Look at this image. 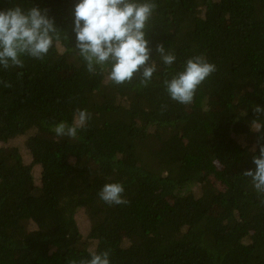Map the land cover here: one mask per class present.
I'll return each mask as SVG.
<instances>
[{
    "label": "trees",
    "instance_id": "obj_1",
    "mask_svg": "<svg viewBox=\"0 0 264 264\" xmlns=\"http://www.w3.org/2000/svg\"><path fill=\"white\" fill-rule=\"evenodd\" d=\"M78 2L0 0V11L47 9L61 31L43 60L0 66L11 84L0 83V264H79L90 250L109 251L110 264H264V197L243 175L264 131L253 111L264 107V0H136L156 5L146 87L138 74L116 85L88 72L74 50ZM199 55L216 71L191 104L173 101L164 81ZM77 109L91 119L58 138L52 128ZM108 183L123 185L126 204L99 198Z\"/></svg>",
    "mask_w": 264,
    "mask_h": 264
},
{
    "label": "clouds",
    "instance_id": "obj_2",
    "mask_svg": "<svg viewBox=\"0 0 264 264\" xmlns=\"http://www.w3.org/2000/svg\"><path fill=\"white\" fill-rule=\"evenodd\" d=\"M156 5L151 2L138 3L136 0H79L75 5L74 28L76 36L75 51L86 62L89 73L107 72V79L116 85L131 82L134 75H139L144 87L151 82L157 71L155 60H151L152 49L146 38V25ZM61 41V31L49 18L47 9L31 7L24 10L15 6L0 11V66L5 70L10 67H24L21 59L29 56L43 60L54 44ZM156 52L165 66H171L176 56L166 51L163 44L156 45ZM216 71L215 64L199 55L187 60L183 71L170 80L164 81L169 97L180 104H191L200 85ZM23 76V73H18ZM4 87L11 84L0 81ZM253 111L259 117L264 114V107L254 106ZM91 119L87 110L77 109L73 122L56 124L52 131L58 138L75 139L79 129ZM257 120L253 125L259 127ZM258 139L259 155L253 157L255 171L246 170L245 177L251 183L258 197H264V131ZM255 150V149H253ZM124 187L120 183L105 184L99 192V198L108 205L126 204L123 198ZM264 204V199H261ZM90 259L79 264H110V253H97L90 250ZM71 264H77L75 260Z\"/></svg>",
    "mask_w": 264,
    "mask_h": 264
},
{
    "label": "rangeland",
    "instance_id": "obj_3",
    "mask_svg": "<svg viewBox=\"0 0 264 264\" xmlns=\"http://www.w3.org/2000/svg\"><path fill=\"white\" fill-rule=\"evenodd\" d=\"M24 136H26V137H29L30 136V133H28V134H26V135H24ZM22 138H24V137H22ZM20 143H21V141H14V142H12V145L11 146H19L20 145ZM0 146H4V147H6L4 144H0ZM21 149V154L23 155V157H24V159L27 161V162H31L30 160H31V155H30V152H29V150L28 149H25L24 147H20ZM213 184L216 186V189H222V187H221V185L216 181V180H213ZM198 190H200L198 187L197 188H194V191H198ZM82 217V216H81ZM84 218V217H83ZM83 218H80V220L81 219H83ZM86 222V221H85ZM86 225V223H84V224H82V226L84 227ZM31 228H34L33 227V225L31 226Z\"/></svg>",
    "mask_w": 264,
    "mask_h": 264
}]
</instances>
